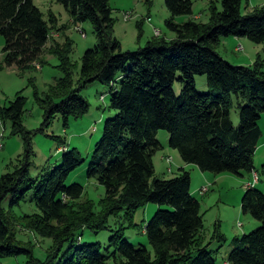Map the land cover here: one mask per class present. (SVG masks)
Masks as SVG:
<instances>
[{
	"label": "trees",
	"instance_id": "trees-1",
	"mask_svg": "<svg viewBox=\"0 0 264 264\" xmlns=\"http://www.w3.org/2000/svg\"><path fill=\"white\" fill-rule=\"evenodd\" d=\"M56 1L73 24L89 23L94 30L96 45L85 52L79 78V65L71 59L72 42L61 45L53 38L55 30L61 31L58 18L51 13L46 20L33 0H0V36L5 39L0 68L28 71L44 65L45 53L59 58L63 77L44 97L36 92L47 125L58 116L65 127L85 117L90 103L83 91L97 82L109 88L101 97L110 96V110L116 116L106 121L87 172L90 180L105 187L106 197L97 210L93 201H81L82 185H67L86 162L77 149L65 151L59 166L31 178L34 150L23 125L27 99L19 93L9 107L0 101V123L10 121L12 135L23 134L26 141L16 168L0 177V259L24 255L26 264H108L112 258L116 264H218L221 248L214 252L210 247L214 241L228 240L217 230L207 240L191 173L181 168L173 179H158L154 157L163 150L158 135L167 131L170 148L202 172L243 176L255 171L254 157L263 135L264 60L259 57L250 67L234 65L219 48L231 37L264 44V7L244 15V0H222V11L213 5L208 23H199L193 18L191 0H165L170 12L166 27L176 36L156 34L145 47L130 52L123 51L114 35L111 0ZM196 76L207 77L208 93L197 91ZM176 83L182 87L179 96ZM235 107L238 127L232 119ZM31 193L39 213L18 216L16 208ZM9 197L13 201L5 210ZM151 203L159 210L144 234L153 251L126 240L124 227L110 238L105 253L101 243L83 244L85 230L98 236L108 229L111 217L124 212L133 221L134 213ZM242 212L260 227L234 238L229 263L264 264V194L254 184L244 195ZM19 225L53 240L45 260L35 256L31 243L18 240Z\"/></svg>",
	"mask_w": 264,
	"mask_h": 264
},
{
	"label": "rangeland",
	"instance_id": "rangeland-1",
	"mask_svg": "<svg viewBox=\"0 0 264 264\" xmlns=\"http://www.w3.org/2000/svg\"><path fill=\"white\" fill-rule=\"evenodd\" d=\"M191 1L193 2V18L199 23H208L210 8L213 5L222 11V0ZM33 2L45 15L46 20L50 19L51 13L58 18L61 31L55 30L53 38L61 45H65L68 40L72 42L71 59L79 65L76 72V79H78L85 52L96 45L93 27L89 23H81L78 26L73 24L66 8L57 3L56 0H33ZM111 7L115 18L114 35L121 42L123 51L136 52L140 50L156 34H162L169 39L176 36L166 27L170 12L165 0H111ZM263 7L264 0H244L241 10L244 15H247ZM184 19L186 20L188 17L182 20ZM49 46L50 42L47 47ZM4 47L5 39L0 36V55H4ZM219 53L225 60L234 65L250 67L255 65L259 57L264 60V44L257 45L249 39L231 37L223 40ZM42 61L44 65L37 64L36 68L28 71H20L17 67L0 68V101L3 107H9L19 93H23L27 99L23 125L34 150L30 177L39 178L61 164L65 151L77 149L81 156L86 159V162L71 175L67 185H82L85 193L81 201L91 200L99 210L98 204L106 197V189L96 180H90L87 177V172L91 155L103 136L106 121L116 116V112L110 110V96L105 97V99L101 97L109 93V88L97 82L83 91V97L90 103V111L85 117L77 121L71 120L69 126L65 127L62 117L58 116L57 119L47 125L44 112L37 101L36 92L38 91L39 95L44 97L50 86L63 77V73L59 69L61 62L57 56L45 53ZM2 62L3 58L0 57V64ZM195 80L196 89L200 94L209 92L206 76H196ZM174 88L179 96L182 90L181 84L176 83ZM232 119L235 127H238L240 118L239 110L236 107L232 110ZM260 126L263 135L254 157L255 171L252 174L244 173L243 176L202 172L198 166L184 163L178 151L170 148V137L167 131H161L158 135L163 150L154 157L155 176L158 179H173L178 176L181 168H185L191 173V189L193 195L201 202L204 233L207 240L213 238L216 230L225 235L228 240L227 243L223 244L214 241L210 247V250L214 252L221 248L217 254L218 264H223V262L230 264L229 256L233 249L232 242L235 237H242L260 227V224L253 217L244 215L242 212V201L250 185H256V189L264 194V116ZM12 130L10 121L0 123V177L12 172L26 151L24 135H12ZM63 140H65V146L61 147ZM167 159H172V161H167ZM256 175L259 176L260 181H257ZM204 188L208 189L206 193H203ZM33 199V193L27 194L25 201L16 208V214L22 217L39 213ZM12 201V197L4 201L5 210L10 208ZM158 210L159 206L151 203L138 209L134 213L133 221L124 212L119 217H111L108 222V229L98 236L89 230H85L82 236L83 244L101 243L105 253L110 238L116 231L124 227L126 240L136 246L144 245L153 251L144 234V229ZM131 223H134L136 227H131ZM17 228L19 230L17 231L18 240L23 243H31L35 256L40 260H45L48 250L53 245V240L44 239L21 225ZM68 247L69 245H66L65 249ZM26 263L27 257L24 255L0 259V264ZM108 264H116L114 258Z\"/></svg>",
	"mask_w": 264,
	"mask_h": 264
},
{
	"label": "crops",
	"instance_id": "crops-1",
	"mask_svg": "<svg viewBox=\"0 0 264 264\" xmlns=\"http://www.w3.org/2000/svg\"><path fill=\"white\" fill-rule=\"evenodd\" d=\"M162 32V31H161ZM235 39H237V38H235ZM0 57L1 58H3V60H4V55L2 54V55H0ZM13 68V67H12ZM257 177V181H260V179H259V176L258 175H256ZM223 264H228V263H226V262H223Z\"/></svg>",
	"mask_w": 264,
	"mask_h": 264
},
{
	"label": "bare ground",
	"instance_id": "bare-ground-1",
	"mask_svg": "<svg viewBox=\"0 0 264 264\" xmlns=\"http://www.w3.org/2000/svg\"><path fill=\"white\" fill-rule=\"evenodd\" d=\"M171 157V156H170ZM168 161H171V160H168ZM257 177V176H256ZM257 179V178H256ZM208 186V185H207ZM208 189L204 188V191L203 193H206Z\"/></svg>",
	"mask_w": 264,
	"mask_h": 264
},
{
	"label": "built area",
	"instance_id": "built-area-1",
	"mask_svg": "<svg viewBox=\"0 0 264 264\" xmlns=\"http://www.w3.org/2000/svg\"><path fill=\"white\" fill-rule=\"evenodd\" d=\"M239 49H241V47H239ZM168 160H171V159H168Z\"/></svg>",
	"mask_w": 264,
	"mask_h": 264
}]
</instances>
